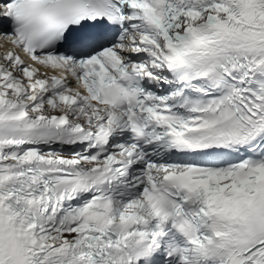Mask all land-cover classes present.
Wrapping results in <instances>:
<instances>
[{
    "label": "snow or ice",
    "instance_id": "obj_1",
    "mask_svg": "<svg viewBox=\"0 0 264 264\" xmlns=\"http://www.w3.org/2000/svg\"><path fill=\"white\" fill-rule=\"evenodd\" d=\"M0 264H264V0H0Z\"/></svg>",
    "mask_w": 264,
    "mask_h": 264
}]
</instances>
